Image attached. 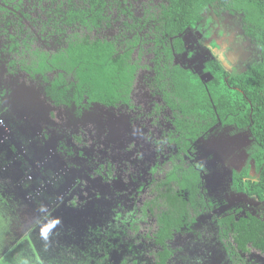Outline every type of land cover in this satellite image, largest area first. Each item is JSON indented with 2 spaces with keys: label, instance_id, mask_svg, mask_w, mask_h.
I'll return each instance as SVG.
<instances>
[{
  "label": "trees",
  "instance_id": "16d2710c",
  "mask_svg": "<svg viewBox=\"0 0 264 264\" xmlns=\"http://www.w3.org/2000/svg\"><path fill=\"white\" fill-rule=\"evenodd\" d=\"M1 1L8 4L10 0ZM89 2L88 8H75L69 1V21L76 17L83 26L96 27L101 9L98 4L104 0ZM115 2L125 14V22L148 23L155 31V83L172 117L167 142L185 155L186 147L191 146L189 139L200 145L204 142L198 150L206 149L209 140L213 141L214 135L209 138L208 133L213 128L221 130L229 139L226 142L245 136L252 165L240 170L231 167L227 195L238 202L246 196L264 202V0H161L156 9L142 11L141 16L132 12V0ZM0 12L5 13L6 7H0ZM222 15L236 23L232 28L250 45L257 60L244 71L224 69L213 54L199 71L176 64L175 59L186 51L184 34L199 32ZM4 25L3 32L9 35L10 23L5 21ZM8 42V53L16 51L17 43L10 35ZM66 44V50L50 56L34 53L30 68L23 66L32 77L63 70L44 88L41 77L43 97L56 107L72 108L77 113L94 105L98 110L99 106H127L130 81L137 70L131 62L134 44L121 53L115 41L86 38L67 40ZM67 73H73V81L65 85ZM207 151L210 160L213 152L217 153ZM182 169L173 166L140 210L127 191L121 200L110 202L101 226L91 230L87 238L91 241L88 255L78 257L82 264H218L214 253L225 254L229 264H249L244 257L250 249L264 255V220L249 212L236 219L230 209L213 216L211 212L226 203L223 200L220 205L217 199L205 202L197 172L190 167ZM147 213L155 218L156 230L141 238L137 222ZM205 243L209 250L206 256L202 252L200 260L195 253Z\"/></svg>",
  "mask_w": 264,
  "mask_h": 264
},
{
  "label": "rangeland",
  "instance_id": "374dc122",
  "mask_svg": "<svg viewBox=\"0 0 264 264\" xmlns=\"http://www.w3.org/2000/svg\"><path fill=\"white\" fill-rule=\"evenodd\" d=\"M15 2L16 0L13 1ZM132 2L136 8H133L135 14L141 16L142 11L156 9L161 0ZM39 3L37 0H18L11 17L14 30L17 31L18 28L22 31L20 38L37 49H40L42 41L35 38L45 39V32L50 31L44 25V1L40 6ZM115 10V6H111L107 9V15L113 19L112 22L120 24L123 18ZM25 14H29V19L25 18ZM228 20L222 15L215 21L229 23L225 22ZM17 21L18 24H15ZM2 25L0 21V44ZM211 25L214 24L211 22ZM113 33L114 30L92 31L86 35L90 38L111 39ZM83 34L85 32H79V35ZM200 34L201 32L198 33L199 37ZM204 36L206 40L211 38L219 46L214 34L212 37L207 33ZM193 37L197 38V33ZM194 42H189L191 57L195 52V57L200 60L211 53L202 44L195 51ZM148 48L147 45L141 46L140 53L137 50L132 54V60L137 61L139 66L132 107L128 105L114 109L109 114L95 113V117L102 118L101 122L89 116L82 120L76 119L69 109L49 104L40 88L32 87L33 82L26 73L15 68H12V73L6 70L5 57L18 61L19 55H0V89H3L0 112L5 110L0 114V264H82L78 257L88 255L91 241L87 240L88 237L80 228L86 223L93 229L97 225L96 219L103 220L106 216L105 208L101 207L96 211L94 202L104 206L105 203L110 204L115 197V192L108 188L109 185L104 190L95 180L94 171L102 164L103 155L110 160L113 157L116 161L121 159L123 167L120 171L124 173H129V168L141 175L146 167L149 172L147 178L156 181L168 170V156L172 154V147L161 140L164 130L159 125L166 129L168 121L163 118H169V112L162 108V115L159 116L153 110L155 105L159 108L162 104L158 93L149 86L152 78V54ZM213 51L224 61L220 48L216 47ZM255 60L257 57L252 63ZM37 82L40 86V80ZM155 117L159 124L150 127ZM137 126L143 127V130ZM114 128H117L116 135L113 131L108 137ZM215 136L223 137L214 135L213 141L209 140L208 147L202 149L199 157L206 161L208 157L205 152H210L207 150L217 151L216 154L213 152V161H208L214 170H211L205 186L208 189L222 186L220 197L227 200L219 209L220 213L242 208L238 216H244V211H249L264 217L260 207L248 208L234 197H228L227 188L224 190L230 185L231 167L239 169L252 165L246 153V137L239 135L232 142L219 143L220 137ZM191 156L192 160L196 159L194 155ZM125 158L127 160H123ZM151 166H156L154 173L150 172ZM83 171L89 177H83ZM137 184L142 185L141 189L133 194L131 200L139 210L148 197V187L146 181ZM45 216L48 218L43 220ZM41 220L42 225L34 226ZM71 221L78 222L77 229L70 228L73 227ZM137 226L138 236L141 238L151 236L156 230L155 219L148 213L137 222ZM32 229L34 232L38 230V234H34V241L30 244ZM180 243L181 240L178 239L176 245L179 246ZM207 250L209 248L205 243L198 247L199 252L195 254L201 260L200 255L204 251L206 256ZM244 258L249 260V264H264V255L253 249ZM214 259L220 260V263L216 261L218 264H229L225 254L214 253Z\"/></svg>",
  "mask_w": 264,
  "mask_h": 264
},
{
  "label": "flooded vegetation",
  "instance_id": "af4514ba",
  "mask_svg": "<svg viewBox=\"0 0 264 264\" xmlns=\"http://www.w3.org/2000/svg\"><path fill=\"white\" fill-rule=\"evenodd\" d=\"M14 0H10L8 2V4H4L1 0H0V7L5 8L6 7V12L1 13L0 12V21L1 23H3L2 25V29H1V34H2V41L0 44V55L2 54H6V55H14V54H18L19 55V59L18 61L10 59L9 57H5V65L7 66V71L12 73V68L15 69H19L22 72L26 73L30 79L32 80V87H38L40 88V86L38 85L37 80H40V85L43 83L41 81V77L45 79V82L42 84L43 88L48 86L49 82L52 80H55L56 75L59 72H62L63 70L60 69H53L52 72H47V73H41V75H36L34 77L30 76L28 74V72L23 71V66H26L27 68H30L31 63L33 61V54L34 53H38V52H42V53H46L48 56L55 54L58 50L63 51L64 49L66 50L67 48V44L66 41L67 40H82V39H88V40H106V41H115V47L117 49V51H119L120 53L123 51V49L128 45V44H134V49L132 50V54L138 50V53H140L141 51V46H146L149 47V51L152 54V78L149 81V86L158 93L160 101L162 106L158 108L157 105L154 106L153 110L155 111L156 114H158L159 116H161V110L162 108H164L165 110H167L169 112V118H163L166 122V129H164L161 125H159L161 130H164L162 132V138L161 140H164L168 145H170L172 147V154H170L168 156V161L170 164V167L168 168V170L164 173V175L162 176V178L156 180H152L151 178L148 179L147 178V174H149V172L147 171V168H144V174L142 173L137 174L134 173L132 170H130L129 168H127V171L130 173H124L122 171H120L122 169V161L120 160H115L116 158L113 157L112 160H110L108 157H105L103 155L102 158V164H99V169L95 168L94 174H95V180L97 181V183L103 187V189L105 190L107 185H109L108 188H111L114 190L115 192V197L113 198V200H121L122 197V193L123 191H127L131 194V199L133 194H136V192H139V190L141 189L142 185L137 184V182H144L146 181V187H148V197L146 200H148L151 196H152V190H154L156 188V185L165 178L166 174L171 171L172 167L175 165H179L181 168H183L182 170H188L189 167L193 168L199 177V187H200V192L203 194L205 202H213L216 201V199L218 200L219 204L222 205L224 202L226 203L225 200H227V198L224 200H222V197H220V195L222 194V186H215L213 187V189H208L205 184L207 182V179L209 178L210 174H211V170L212 169L208 164V161H213L212 159L210 160L208 158V160H204L202 157L200 156V151H202V149L200 148L198 150V147L203 145L204 142H201V145L198 144L197 142H193L191 139L188 140L189 143H191V146L186 147L185 151L186 154L184 155L183 153H179L177 147L171 143L169 144L166 140V134L168 132L171 131L172 129V125H171V112L169 110V108H167L165 106V103L162 99L161 94L159 93V91L156 88V83H155V72H154V63H153V58H154V47H155V31L153 29V27L151 25H149L148 23H141V21L135 22L134 24H132L131 22H125V14L121 13L118 5L116 4V0H104V2H99L98 6L101 7L100 9V13L99 16L96 19V23L97 26L96 27H91L90 29L83 26L80 22L77 21V18L74 17V19L70 20L68 19L69 14L67 13L68 11V3L69 1L72 2L73 7L75 8H81L84 7L88 8L89 6V0H37V3L40 2L38 4V6H40L42 4V2L44 1L45 4V10H46V22L44 23V25L47 27V29H49L50 31H46L44 35H47V38L45 39H40V38H35L36 40H40L41 42V46L40 49H37L35 47H32L30 44H27L25 40L21 39L20 36H22V31L18 28L17 31L14 30V27H12V25L14 23L11 22V17H13L14 15V9L16 10L17 8V2L18 0H16L15 3H13ZM133 4V2H132ZM111 6H115L116 8V12H118L119 17H122V21L120 22V24H117V22H112L113 19H111V17L109 15H107V9H109ZM134 7V4H133ZM130 9V8H129ZM132 12L134 11L133 9H131ZM5 14V16H4ZM26 19H29V14H25L24 15ZM206 20V19H205ZM202 22V25L206 22V21ZM5 21H8L10 23V25L8 26V34L13 37L15 39V42L17 43V49L16 51L12 52V53H8V36L9 35H5L3 32L4 29V23ZM19 21H17L15 24H18ZM225 22H229V23H223L221 21H213L212 23L214 25L208 24L207 26H205L204 28H200L201 34L200 37L198 36L199 32H186L184 34L185 36V54L180 57V58H176L175 59V63L178 64L180 67L184 68V69H189V70H193V71H199L202 67V64L209 58L210 54L214 55L217 60L219 61V63L221 64V66L228 70V71H232V70H242L244 71L245 69H247L248 67H250V65H252V60H254V58H256L255 53L252 51L251 47L249 44L245 43L241 36L239 34H237L236 30L233 29V26H236V23L234 21H225ZM125 23H127V25H125ZM232 23V24H231ZM228 29V30H227ZM110 31V30H114L113 33V37L111 39L109 38H90V36H87L86 34L92 32V31ZM233 30V31H232ZM85 32V34L83 35H79V32ZM14 32V34L12 33ZM195 33H197V38H194L193 35H195ZM209 34L210 37H212V34H214V39L217 40L219 42V46H217L213 41H211V38H207V40L205 39V34ZM193 34V35H192ZM190 40H194L195 42V51L198 48V45L200 46L201 44L206 46L211 53H209V55L205 56L204 59L198 60L195 55L196 53L194 52V55H192L191 57V53L189 51V42ZM220 48V50L223 51V59L224 61L213 51L214 48ZM132 54H131V60H132ZM1 57V56H0ZM67 58L63 57L61 59H59L60 61L65 60ZM137 60H139L137 58ZM132 63H134L137 67L136 72L134 73L131 81H130V86H129V95L128 97V105H130V108L132 107V101H133V93H134V88H135V82H136V75H137V71H138V62L135 60L131 61ZM225 62L229 63L226 64ZM64 77L66 79L65 85L66 84H71V82L73 81V73H67L64 74ZM49 81V82H48ZM48 82V83H47ZM42 88V89H43ZM42 89L40 88V91L42 92ZM153 91V92H154ZM3 93V89H0V95H2ZM43 93V92H42ZM2 99V97L0 98ZM46 100V98H44ZM49 104H51L48 100H46ZM52 105V104H51ZM127 106H117L115 108L109 109L106 107H102L99 106V110L97 109V107L91 106L90 109L88 110H83L80 113H77L75 111V109L72 108H67L64 106H59L56 108H64V109H69V111L73 113V116L76 119L82 120L83 118H85L86 116L92 117L94 119H97L99 122L102 121V118H97L95 117V113H99L100 115L103 113H112V110H116V109H121L123 107H128ZM105 109V110H101V109ZM129 119V117H128ZM134 123V120H132ZM157 117H155L151 124L149 125L154 126V125H158L159 122H157ZM100 124V123H99ZM135 124V123H134ZM138 129L143 130L141 126H137ZM116 129L114 128L113 130L110 131L108 137H110V135L113 133L114 131V135H116ZM209 134H211L209 136V138L213 135H223L221 133V130L218 128H213L211 130L208 131ZM121 139L122 137L119 136ZM216 137V136H215ZM208 138V139H209ZM225 141H229L228 138L226 137H220L219 138V143L220 142H225ZM194 155V160H192V156ZM123 160H127V158L123 159ZM144 165V163H142ZM209 166V167H208ZM247 166V165H245ZM156 167V166H155ZM155 167H150V172L154 173L156 168ZM244 167V166H243ZM242 167V168H243ZM253 168V167H252ZM98 169V170H97ZM112 169H114L115 171L113 172ZM235 169V168H234ZM238 170V169H237ZM240 170V169H239ZM116 171H119L116 173ZM83 177H89L88 173L86 171H83V173L81 174ZM206 177V178H205ZM205 179V180H204ZM110 184L112 186H110ZM231 184V183H230ZM230 186V185H229ZM229 186H226L224 188V190L226 188H228ZM210 195V196H209ZM236 199V198H235ZM145 200V201H146ZM144 201V202H145ZM240 204H246V207L248 208H258L260 207V209L262 210V212L264 213V202H258L256 199L246 196V199H242L239 201ZM109 204L105 203L104 206H99L97 205V202H94V207L96 211H98L101 207L102 208H106ZM144 205V203H143ZM143 205L140 206L143 207ZM260 205H263L262 207ZM139 208V210H140ZM238 211V212H237ZM147 212V211H146ZM219 212L218 210H213L211 212V214L214 216ZM231 213H233L236 217V219H238L239 217H244L246 212L249 211H244V216H238L239 212H242V208H235L233 210H230ZM251 213V212H249ZM150 214V213H148ZM253 214V213H251ZM256 215V214H253ZM84 216V214L82 215ZM150 216H152L150 214ZM257 217L262 218V220H264V217L258 216ZM48 216H45L43 220L47 219ZM154 218V217H153ZM155 219V218H154ZM41 220L39 222V224L37 223L34 226H39L42 225L41 222L43 221ZM97 220V225L96 227H93V229L91 228V226L87 225L86 223L82 224L80 231L83 232V234L86 235V237H89V234L91 233V230H94L95 228H97L98 226L100 227L102 224V219L101 220ZM72 222V226L70 227L72 229H77L78 228V222ZM156 223V221H155ZM98 227V228H99ZM29 229V228H28ZM34 229L31 230V239H30V244L34 241L33 236L34 234H38V230L37 231H33ZM34 232V233H33ZM33 233V234H32Z\"/></svg>",
  "mask_w": 264,
  "mask_h": 264
}]
</instances>
